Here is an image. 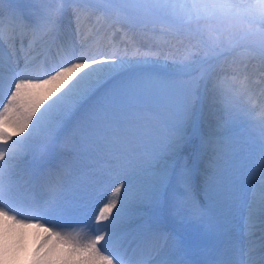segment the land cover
<instances>
[{"label": "snow or ice", "instance_id": "6c2138e0", "mask_svg": "<svg viewBox=\"0 0 264 264\" xmlns=\"http://www.w3.org/2000/svg\"><path fill=\"white\" fill-rule=\"evenodd\" d=\"M21 2L0 0V52L7 49L6 59L0 55V117L14 114L24 125L0 144V217L46 233L33 262L264 264V118L252 121L258 156L232 181L231 224L239 216L246 240L216 204L218 166L237 148L224 132L228 121L217 119L207 132L196 124L204 100L213 117L252 116L253 99L264 106V0H227L222 11L210 0L197 8L193 0ZM101 12L114 36L92 50L87 33L104 30L94 22ZM157 38L168 41L167 71L159 70ZM181 38L187 44L176 47ZM229 78L240 86L226 90ZM160 90L170 114L147 121L141 104ZM171 213L215 222L212 247L201 252L177 240ZM63 228L71 231L57 230ZM3 236L0 262L13 250L7 230ZM49 236L68 246L41 248Z\"/></svg>", "mask_w": 264, "mask_h": 264}, {"label": "bare ground", "instance_id": "6f19581e", "mask_svg": "<svg viewBox=\"0 0 264 264\" xmlns=\"http://www.w3.org/2000/svg\"><path fill=\"white\" fill-rule=\"evenodd\" d=\"M253 3H255V0H253ZM192 7L197 8V7H202V6L199 3V0H193ZM5 8H6V5H5ZM105 19L106 18H105V15L103 12L99 13L97 15V17L94 18V22L98 21L99 24L104 26V30L102 32H100L99 35H96L95 33H87V35L90 36V39L94 40V43L91 46L92 50L106 46L113 39L114 33L111 30L109 24L105 23ZM136 34L138 37L143 36V33L140 30H137ZM157 39L161 43V52L163 53V55L160 56V60L162 61V63L159 66V70L161 71L163 68H165L166 65L171 66L172 56L169 55V52H168V41L164 38H157ZM181 43L186 45L187 39L186 38L177 39L175 41V46L180 47ZM183 51H184V49L181 47L180 52L183 53ZM249 55H250V53L248 50L241 49V58L242 59H247ZM164 61H167V64H164L163 63ZM169 68L170 67H167L168 70H169ZM227 81L229 83H235L238 86H240L239 82L235 81L232 78L227 79ZM228 90H230V88H228ZM251 107H254L257 109L255 114L251 116L252 118H258V119L264 118V106H262V107L258 106L256 100L253 99L251 102ZM234 115L236 116V114H234ZM0 118H2L3 123L7 126V128L11 132H12L14 126L17 129H22V127L24 126L23 124H17L16 123L14 114L11 115L10 118H8V119H5L4 117H0ZM213 120H214V117L210 114L209 102L207 100H204L201 103V105H199L197 108L196 124L201 130L207 132L210 129H212ZM250 135L252 136V133ZM251 139H253V138H251ZM253 140L255 141V139H253ZM206 161H207V159H205L199 165V167L201 169V178L203 175L202 172H203V168L205 166ZM33 215H35V214H33ZM5 230H7V232H8L7 239H8L9 246L12 249L17 250V251H19L20 249H25V248L30 249V250L21 252V254H20L21 261L22 262L24 260H27L29 262L33 261V257L36 255V252H37V245L39 244V242L43 238V236L46 235V233H44L42 230L37 229L35 227H25L23 229L17 228L16 226H12L8 222H5L3 217H0V242H2L4 239L3 233ZM20 233H22V237H21ZM247 236L248 235H247L246 231L242 232L240 234L241 239L246 240ZM258 238H259V236L256 239H258ZM58 241H62V240H60L58 237L53 238V237L49 236L44 241H42L39 246L41 248H43L45 245H47V244H49V242H51V245L54 247L57 245ZM62 243H64L66 245V247L68 246L66 244V241H64ZM259 247H260L259 244H257L255 246L254 251L259 249ZM72 249H71V253L73 254L74 252L72 251ZM33 264H106V262H103L100 260H89V259H83V260H71V259H69V260H57V261H37V262H33Z\"/></svg>", "mask_w": 264, "mask_h": 264}, {"label": "rangeland", "instance_id": "374dc122", "mask_svg": "<svg viewBox=\"0 0 264 264\" xmlns=\"http://www.w3.org/2000/svg\"><path fill=\"white\" fill-rule=\"evenodd\" d=\"M98 3H102L103 0H97ZM227 3V0H216V2H212V0H210L209 2V7L216 9L217 11H222L223 10V5ZM201 6H203L201 4ZM20 7H28V4L26 2H24V0H22ZM7 8V5H6ZM101 25V24H99ZM196 42V41H194ZM247 50V49H244ZM4 51V50H3ZM167 67H170L169 65H166L165 68H163L161 71H167ZM170 107H171V101L170 98L167 94V92L165 90H160L157 93H155L152 97L148 98L145 102H143L141 104V109H140V114L142 117L146 118L147 121H163L165 119L168 118L169 114H170ZM228 119V126L230 127L233 124V131L237 134L236 136L238 138H240L241 140L243 139V129L236 124V120L231 116L229 117V115H227ZM230 120V121H229ZM248 140V139H247ZM249 144L252 145L253 148H255L257 150L256 155L259 154L260 151V146L259 143H253V142H249ZM236 148V152L233 155V159H237V157L239 156L237 149L242 148V147H238ZM241 150V149H240ZM244 150V149H243ZM255 153V152H254ZM237 164L232 165L229 164L226 166V168L228 169V178L227 180L229 182L233 181L234 175L232 173V171L235 173H237L239 171L238 168H242L243 163L241 162V160L236 161ZM244 169V168H242ZM225 178V177H224ZM253 177H250V181H252ZM221 202V201H220ZM219 202V204H220Z\"/></svg>", "mask_w": 264, "mask_h": 264}, {"label": "clouds", "instance_id": "9594fccd", "mask_svg": "<svg viewBox=\"0 0 264 264\" xmlns=\"http://www.w3.org/2000/svg\"><path fill=\"white\" fill-rule=\"evenodd\" d=\"M30 249H20L19 251L17 250H12L11 252H9V254L3 259L2 262H0V264H33V261L29 262L27 260H24L23 262L20 259V254L21 252L27 251Z\"/></svg>", "mask_w": 264, "mask_h": 264}]
</instances>
